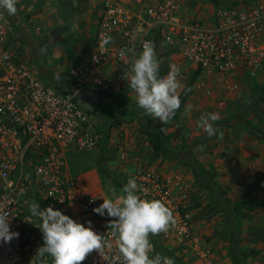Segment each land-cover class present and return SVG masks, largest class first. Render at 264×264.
I'll return each instance as SVG.
<instances>
[{"label":"built area","instance_id":"built-area-1","mask_svg":"<svg viewBox=\"0 0 264 264\" xmlns=\"http://www.w3.org/2000/svg\"><path fill=\"white\" fill-rule=\"evenodd\" d=\"M91 1L99 10L93 44L58 86L47 82L23 48H17L10 19L0 15V204L12 214L10 230L19 233L9 243L0 240V264H52L50 256L37 254L44 241L37 227L41 221L29 212L33 201L41 210L51 205L85 227L91 221L92 229L112 243L106 255L93 251L82 264H119L107 226L112 218L93 211L101 204L94 197L76 192L67 157L98 147L100 134L77 100L86 90L96 94L112 88L116 79L111 72L125 66L120 49L127 50L129 60L142 51L145 40L178 49L182 60L200 70L196 89L205 80L216 83L219 107L225 94L237 92L244 81L264 78V2L220 8L206 25L188 17L182 0ZM104 35L112 42L102 48ZM118 173L126 182L136 180L141 198L162 200L173 210L176 224L158 235L166 248L201 264H216L188 212L191 184L184 175L124 155Z\"/></svg>","mask_w":264,"mask_h":264},{"label":"rangeland","instance_id":"rangeland-1","mask_svg":"<svg viewBox=\"0 0 264 264\" xmlns=\"http://www.w3.org/2000/svg\"><path fill=\"white\" fill-rule=\"evenodd\" d=\"M254 1L264 2L183 0V5L190 19L211 25L218 9L244 7ZM16 7L17 13L11 16L14 30L17 28L13 36L14 44L20 50L23 48L26 58L33 67L39 68L47 82L58 86L66 71L93 44L99 11L97 4L91 0H18ZM22 32L28 36V41L20 37ZM155 46L157 54H160L159 74L173 64L180 68L178 79L185 86L181 92L185 102L178 118L171 119L166 125L147 116L156 127L172 134L171 146L175 150L192 151L208 177L220 187V195L226 200L263 198L264 101L250 109L248 115L242 116L254 87L259 86L262 79L244 81L237 92L225 94L228 96H224L223 107H219L221 94L213 80H205L204 87L196 89L200 70L182 60L178 49L163 50V45ZM109 90L123 102L136 103L135 93L122 77H118ZM254 96L257 95L254 93ZM205 113L219 114L220 119L215 125L223 133L222 136L218 132L208 137L198 126L200 116ZM129 114L116 108L108 123L90 115L91 125L100 136L104 133V127L110 131L105 163L118 172L121 156L124 155L127 160L184 175L191 184L188 212L196 234L209 249L216 264H236L230 255L229 227L219 211L209 210L207 193L195 185L190 168L155 154L145 141L136 120ZM97 153L98 147L91 152L72 153L67 157V168L76 192L92 196L102 204V198H109L111 190L118 194L120 192L108 179L99 175L95 162ZM239 217L242 231L240 246L243 251L264 248V205L242 210ZM151 253L150 256H153ZM174 255L184 264H201L194 257L181 256L176 252ZM248 263L264 264V252L250 258Z\"/></svg>","mask_w":264,"mask_h":264},{"label":"clouds","instance_id":"clouds-1","mask_svg":"<svg viewBox=\"0 0 264 264\" xmlns=\"http://www.w3.org/2000/svg\"><path fill=\"white\" fill-rule=\"evenodd\" d=\"M17 3L18 0H0V15L6 13L14 16L17 13ZM111 42L112 37L104 35L100 47ZM118 54L125 61L122 79L135 93L137 106L162 125H166L182 103L180 96L185 86L178 79L180 68L175 64L170 65L167 75L160 76V61L155 43L151 40L143 41L142 51L130 60L126 49H120ZM93 59L98 63L97 56ZM219 119L218 113H205L200 116L198 126L208 137L218 132L222 136L223 133L215 125ZM137 192V182L130 177L119 194L111 190V196L102 198L103 203L93 209L101 216L106 213L112 218L107 226L117 245L119 256L116 259L119 264H174L171 258L160 253L150 256L153 250L150 235L167 232L176 224L173 210L162 200L143 199ZM29 212L31 217H38L41 221L37 227L43 234L44 243L38 248L37 254L41 257L50 256L52 264H82L93 251L102 256L106 255V248H112V243L92 229L91 221L85 227L51 205L41 210L35 201L29 205ZM11 216L6 206L0 204V240L5 243L19 235L10 230ZM108 262L112 264L111 260Z\"/></svg>","mask_w":264,"mask_h":264},{"label":"trees","instance_id":"trees-1","mask_svg":"<svg viewBox=\"0 0 264 264\" xmlns=\"http://www.w3.org/2000/svg\"><path fill=\"white\" fill-rule=\"evenodd\" d=\"M217 2V0H214ZM6 14V13H5ZM7 15V14H6ZM11 18V16H8ZM17 28L15 27V31ZM17 32V31H16ZM20 34V33H19ZM20 37L26 41L29 39L28 36L23 32L20 34ZM158 46V44H156ZM168 47L163 45V50H166ZM158 53V51H156ZM160 54H157V58ZM255 95L257 96H254ZM97 102L94 105L92 110H88L89 115H94L97 118L104 120L105 123H108L112 118L114 109L123 110L130 113V116H133L134 120L138 124L142 135L144 136L145 141L150 145L152 151L155 154H159L163 159L168 161H177L180 164L187 165L194 177V183L201 190L205 191L208 196L209 210H217L220 212L224 222L229 227L230 233V255L236 264H249L248 259L258 256L260 253L264 252V248L254 249L250 251H243L240 246L242 231H241V222L239 214L242 210L251 209L257 206L264 205V197L259 199H254L251 201H233L230 202L226 200L222 195H220V187L212 181L204 168L198 163L196 157L191 150H175L171 146L172 134L165 133L163 130L156 127L155 123L147 116L143 109L139 108L136 103H127L112 93L107 89L100 90L96 92ZM181 107L175 113V116L172 118L175 120L178 118L180 110L185 102V97L181 94ZM264 101V78L261 81L259 86H255L253 90V95L247 100L244 108L243 115H248V112L253 107L259 105ZM128 109V111L126 110ZM104 133L100 136L98 144V153L95 157L96 167L99 175L108 179L115 188L120 190L127 183L120 173L111 170L108 165L105 163V154L107 153V145L110 139V131L104 127ZM181 152H184L181 154ZM150 241L153 245L152 255L160 253L171 258L174 261V264H184L181 260L174 255V252L166 248L163 241L158 235H150Z\"/></svg>","mask_w":264,"mask_h":264},{"label":"water","instance_id":"water-1","mask_svg":"<svg viewBox=\"0 0 264 264\" xmlns=\"http://www.w3.org/2000/svg\"><path fill=\"white\" fill-rule=\"evenodd\" d=\"M96 102L97 95L89 90L82 92L77 100L78 105L87 110H92Z\"/></svg>","mask_w":264,"mask_h":264},{"label":"crops","instance_id":"crops-1","mask_svg":"<svg viewBox=\"0 0 264 264\" xmlns=\"http://www.w3.org/2000/svg\"><path fill=\"white\" fill-rule=\"evenodd\" d=\"M182 2H183V0H182ZM123 68H124V66L123 67H116L112 72H111V77L113 78V79H117L118 77H122L121 75H122V70H123ZM36 70L40 73V70H39V68L36 66ZM118 73H119V75H118ZM41 74V73H40ZM115 75H117V76H115ZM120 79V78H119ZM113 87V86H112ZM109 92H111L112 90H108ZM261 254V253H260ZM259 254V255H260ZM258 255V256H259ZM257 257V256H256ZM256 257H254V258H256ZM250 259V258H249ZM248 259V260H249Z\"/></svg>","mask_w":264,"mask_h":264}]
</instances>
